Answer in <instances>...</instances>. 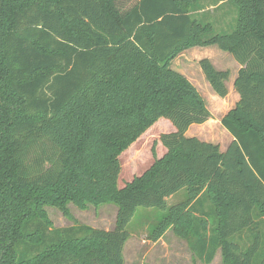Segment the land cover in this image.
Masks as SVG:
<instances>
[{
  "label": "trees",
  "instance_id": "16d2710c",
  "mask_svg": "<svg viewBox=\"0 0 264 264\" xmlns=\"http://www.w3.org/2000/svg\"><path fill=\"white\" fill-rule=\"evenodd\" d=\"M227 1L230 32L197 16L199 0H0V264H125L138 208H169L153 230L190 241L211 263L264 264V0ZM216 45L242 67L240 99L221 119L233 141L187 136L212 118L197 87L172 68ZM199 65L225 98L229 70ZM166 152L118 186L120 155L159 119ZM114 203L112 230L54 227L45 207Z\"/></svg>",
  "mask_w": 264,
  "mask_h": 264
},
{
  "label": "rangeland",
  "instance_id": "374dc122",
  "mask_svg": "<svg viewBox=\"0 0 264 264\" xmlns=\"http://www.w3.org/2000/svg\"><path fill=\"white\" fill-rule=\"evenodd\" d=\"M199 1L197 16H200L204 21L211 22L217 33L230 32L234 29L238 10L233 4L227 2L225 3L227 4L226 7L211 8L208 11L201 12V0ZM230 8H233L234 11L229 10ZM193 48H198L199 53L210 56L216 63L223 54L230 56L234 62H237L232 54L219 49L217 46ZM193 48H190V52ZM188 58L191 61L190 63L197 61L195 60L197 56H189ZM226 63L231 67L232 64L229 61ZM174 64L177 65L175 62ZM174 64L172 68L176 67ZM217 68L219 70L225 69L221 64ZM173 69L176 70V68ZM183 69L187 71V74L189 73L192 83L203 95L212 114V118L209 119L206 125L201 127V124H193V128L189 132L190 135H197L201 138V133H204L209 136L206 137L208 141L221 144L225 148L230 139V133L221 125L220 120L231 107L226 105L227 101L215 94L207 79L204 78L200 65L198 67L185 65ZM228 102L230 103V100ZM174 129L169 120L161 118L120 155L121 174L118 182L120 188L132 181L134 177L144 173L156 158H160L165 154L166 148L161 143L160 136L174 131ZM187 196L188 192L183 189L167 198L166 209H137L126 228L130 237L124 247L125 264H223L220 250L217 251L211 263H205L191 250L190 241L178 237L171 228L167 229L164 235L156 241L152 237L153 230L167 215L169 208L176 203L185 201ZM67 207L72 218L65 216L57 207H45L54 227L62 228L84 224L98 229L112 230L116 226L119 207L114 203L88 204L85 209L79 208L74 203H68Z\"/></svg>",
  "mask_w": 264,
  "mask_h": 264
},
{
  "label": "crops",
  "instance_id": "0c3cea01",
  "mask_svg": "<svg viewBox=\"0 0 264 264\" xmlns=\"http://www.w3.org/2000/svg\"><path fill=\"white\" fill-rule=\"evenodd\" d=\"M225 3H227V1H219L217 4H215L214 3V1L213 0H209V1H205V0H201V12H205V11H208L209 9H218V8H221V7H226L227 6V4H225ZM209 6V7H208ZM234 8V7H233ZM233 8H230L229 10H233L234 11V9ZM226 11H228V10H226ZM199 12V11H198ZM212 46H216V45H212ZM207 47H209V46H207ZM218 47V46H217ZM219 48V47H218ZM220 49V48H219ZM192 51L190 52V49H187V50H185L182 54H180L178 57H176L175 59H174V61H173V63H172V65L174 64V62L175 63H177V65H175L176 67H173V68H176V70L178 71V72H180V73H182L183 75H185L191 82H193L192 80H191V78L189 77V73L187 74V71L185 70V69H183L184 68V66L185 65H187V66H195V67H198V65H199V62H200V60L201 59H203V58H209L211 61H212V63L214 64V66L217 68V66L218 65H222L223 67H225V69L224 70H229L230 71V76H229V79H228V81H227V86H228V91H229V93H228V95L225 97V98H222L223 100H225V101H227V103H226V105L227 106H229V107H231V109L232 108H234L235 107V105L237 104V102L239 101V99H240V95H239V93L237 92V90H236V88H235V80H236V78H237V76H238V73H239V70L241 69V67H242V65L239 63V62H234L233 60H232V58H230V56H228V55H225V54H223L218 60H217V63H216V61H214L213 60V58H211L210 56H206L205 54H201V53H199L200 51L198 50V48H193V49H191ZM201 51H203V50H201ZM226 52V51H225ZM229 53V52H228ZM199 54H200V56H199ZM231 54V53H230ZM189 56H197V58H195V60H197L195 63H194V61L192 62V63H190L191 61L189 60ZM234 57V56H233ZM235 59V58H234ZM193 60H194V58H193ZM227 61H229L232 65H231V67H229V65H227ZM218 69V68H217ZM202 70V69H201ZM223 70V69H222ZM203 72V71H202ZM205 76V75H204ZM204 78H206V77H204ZM203 78V79H204ZM206 83V82H205ZM209 83V82H208ZM210 84V83H209ZM207 85V84H206ZM211 86V85H210ZM228 100H230V103L228 102ZM230 110V109H229ZM228 113V112H227ZM226 113V114H227ZM225 114V115H226ZM224 115V116H225ZM223 116V117H224ZM222 117V118H223ZM209 122V120L208 121H206L205 123H203V124H201L200 126L202 127V126H204V125H206L207 123ZM220 122H221V120H220ZM222 125V124H221ZM192 126V125H191ZM193 128V126L192 127H190L189 129H188V131H187V136H195V137H198L197 135H190V130ZM227 131V130H226ZM225 132V131H224ZM225 133H227V132H225ZM210 134V133H209ZM204 137V138H203ZM206 137H209L208 135H206V134H204V133H201V138H199V139H201V140H203V141H207V142H212V143H215V144H218V143H216V142H213V141H208L207 140V138ZM233 136L230 134V139H229V141H228V143H227V146L224 148V147H222V145L221 144H219L220 145V149L222 150V151H224V150H226L227 149V147L229 146V144L233 141ZM221 143V142H220Z\"/></svg>",
  "mask_w": 264,
  "mask_h": 264
}]
</instances>
